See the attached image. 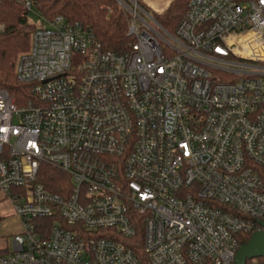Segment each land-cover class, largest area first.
I'll return each mask as SVG.
<instances>
[{
  "label": "built area",
  "instance_id": "obj_1",
  "mask_svg": "<svg viewBox=\"0 0 264 264\" xmlns=\"http://www.w3.org/2000/svg\"><path fill=\"white\" fill-rule=\"evenodd\" d=\"M118 2L128 50L45 19L16 69L32 97L0 89V191L19 222L0 264H143L123 242L138 229L148 264H235L262 229L264 0H190L174 32ZM44 164L70 176L64 193Z\"/></svg>",
  "mask_w": 264,
  "mask_h": 264
},
{
  "label": "trees",
  "instance_id": "obj_2",
  "mask_svg": "<svg viewBox=\"0 0 264 264\" xmlns=\"http://www.w3.org/2000/svg\"><path fill=\"white\" fill-rule=\"evenodd\" d=\"M40 16L52 20L62 16L68 24L80 23L89 31L104 50L123 53L129 49L133 38L129 36V13L117 0H28ZM190 0H172L162 14L155 18L170 32H174L183 19ZM137 2L150 10L142 0ZM30 10L24 0H0V88L7 90L18 103L32 97L31 86L17 77L19 57L29 51L31 38L37 26L29 19ZM40 182L54 193H64L65 186H71L68 174L49 164L42 166ZM143 229L135 236L123 241L126 246L148 264L143 251ZM253 233L242 239L247 243ZM6 251L1 250L4 254ZM264 258H260V263Z\"/></svg>",
  "mask_w": 264,
  "mask_h": 264
},
{
  "label": "rangeland",
  "instance_id": "obj_3",
  "mask_svg": "<svg viewBox=\"0 0 264 264\" xmlns=\"http://www.w3.org/2000/svg\"><path fill=\"white\" fill-rule=\"evenodd\" d=\"M149 1L154 3L156 7L153 9L147 6L150 9L149 11L143 7L142 8L150 12L154 17H156L155 14L159 15L165 12V10L170 5L169 2L172 0H149ZM28 19L32 24L36 25L37 27L48 26L45 19L42 16H40V14L35 9H31L28 15ZM82 62H83V57L81 55L78 54L73 55L74 65H80ZM18 230H19V222L17 221V217L15 215V210L12 201L7 195H5L3 192L0 191V251L3 250L4 248H11L13 235ZM252 261H256L260 263V258H255L254 260L251 259L249 262ZM260 264H264V263L261 262Z\"/></svg>",
  "mask_w": 264,
  "mask_h": 264
},
{
  "label": "water",
  "instance_id": "obj_4",
  "mask_svg": "<svg viewBox=\"0 0 264 264\" xmlns=\"http://www.w3.org/2000/svg\"><path fill=\"white\" fill-rule=\"evenodd\" d=\"M258 223L262 229L254 232L251 239L241 245L235 256V264H246L247 260L264 258V221Z\"/></svg>",
  "mask_w": 264,
  "mask_h": 264
},
{
  "label": "crops",
  "instance_id": "obj_5",
  "mask_svg": "<svg viewBox=\"0 0 264 264\" xmlns=\"http://www.w3.org/2000/svg\"><path fill=\"white\" fill-rule=\"evenodd\" d=\"M143 2L147 5V6H149L150 8H155L156 7V5L154 4V3H152V2H150L149 0H143ZM171 2V1H170ZM170 2H169V4H170Z\"/></svg>",
  "mask_w": 264,
  "mask_h": 264
}]
</instances>
